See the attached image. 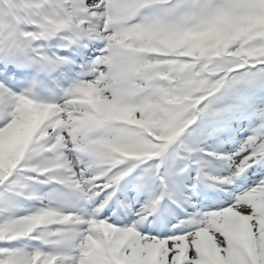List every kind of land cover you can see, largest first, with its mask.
<instances>
[{"label":"snow or ice","instance_id":"obj_1","mask_svg":"<svg viewBox=\"0 0 264 264\" xmlns=\"http://www.w3.org/2000/svg\"><path fill=\"white\" fill-rule=\"evenodd\" d=\"M0 264H264V0H0Z\"/></svg>","mask_w":264,"mask_h":264}]
</instances>
